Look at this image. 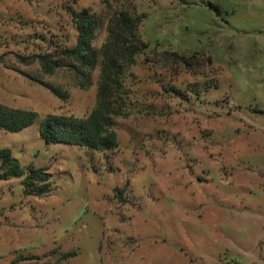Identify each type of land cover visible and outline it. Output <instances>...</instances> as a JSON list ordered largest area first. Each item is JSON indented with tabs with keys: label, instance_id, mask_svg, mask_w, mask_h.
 Wrapping results in <instances>:
<instances>
[{
	"label": "rangeland",
	"instance_id": "1",
	"mask_svg": "<svg viewBox=\"0 0 264 264\" xmlns=\"http://www.w3.org/2000/svg\"><path fill=\"white\" fill-rule=\"evenodd\" d=\"M67 6L99 16L95 46L115 10L143 14L149 49L128 67L127 114L104 152L38 135L46 114L95 102L96 71L82 89L28 59L73 42ZM150 48L203 59L182 66ZM0 102L37 112L0 129V148L51 174L38 196L0 180V264H264V0H0Z\"/></svg>",
	"mask_w": 264,
	"mask_h": 264
},
{
	"label": "trees",
	"instance_id": "2",
	"mask_svg": "<svg viewBox=\"0 0 264 264\" xmlns=\"http://www.w3.org/2000/svg\"><path fill=\"white\" fill-rule=\"evenodd\" d=\"M109 1V0H104ZM74 39L68 43L53 44L43 52L30 58L36 61L40 71L51 74L64 69L71 75L73 85L86 89L93 83L96 71V92L94 105L85 115L46 114L38 121V135L45 143H68L79 149L106 151L117 147L116 133L113 130L115 118L127 114L124 78L128 67L133 65L139 55H144L148 44L140 38L138 27L142 15H132L125 9H117L105 20V36L99 46L93 44L101 26L99 16L89 7L74 8L67 6ZM164 60H173L182 66H193L203 59L202 53L185 55L175 50L164 49L156 52ZM210 63V56L204 57ZM28 76L48 87L58 96L66 95L65 90L37 78ZM170 89V88H169ZM176 91L175 88H171ZM37 112L29 108L8 106L0 102V129L16 132L30 125ZM45 166H20L7 147L0 148V180L11 176L21 177L23 192L41 195L49 187V177ZM74 254L65 252L64 255Z\"/></svg>",
	"mask_w": 264,
	"mask_h": 264
}]
</instances>
